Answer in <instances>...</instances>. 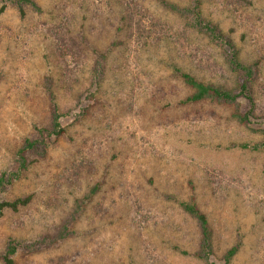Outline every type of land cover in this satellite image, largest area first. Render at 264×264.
Listing matches in <instances>:
<instances>
[{
	"label": "rangeland",
	"instance_id": "374dc122",
	"mask_svg": "<svg viewBox=\"0 0 264 264\" xmlns=\"http://www.w3.org/2000/svg\"><path fill=\"white\" fill-rule=\"evenodd\" d=\"M34 1L23 15L0 0V173L50 127L54 102L66 132L1 193L32 200L0 216V253L14 238L16 264H205L185 200L208 217L216 264L234 246L231 264H264V146H242L264 143V0H203L240 60L259 63L247 125L233 105L183 102L193 89L182 72L237 85L230 48L166 5L187 0ZM98 53L105 72L94 82ZM73 217L65 239L28 247Z\"/></svg>",
	"mask_w": 264,
	"mask_h": 264
},
{
	"label": "trees",
	"instance_id": "16d2710c",
	"mask_svg": "<svg viewBox=\"0 0 264 264\" xmlns=\"http://www.w3.org/2000/svg\"><path fill=\"white\" fill-rule=\"evenodd\" d=\"M19 6L21 13L24 15V4L29 3L34 7H37V3L34 0H14ZM237 3L243 5H251L252 0H236ZM166 5L173 11L179 13L186 18L187 24L197 30L198 32L205 34L211 41L218 44H224L230 48L228 56V63L232 70L237 74V85L232 88H228L223 85L206 83L198 80L190 73L182 72L185 83L189 85L193 91L183 100L184 103L200 102L203 100L216 101L221 104H229L235 107L232 115L241 124L247 125L256 117V100L253 94L252 86L254 80L259 74V63L245 64L243 63L234 45L225 38L224 33L220 28L215 25L211 20L207 19L203 10V0H187V3L180 5L175 2H166ZM5 6L1 8L4 10ZM138 28L145 30L142 25V20L138 23ZM105 53H98L96 63L93 69V81L99 82L105 72ZM92 81V82H93ZM93 82V83H94ZM49 92L53 97V93L49 87ZM241 99L247 100L251 107L248 111L243 112L241 109ZM65 112L61 111L57 103H53L51 109V125L50 127H37V136L32 138H26L22 145L16 152V157L10 168L0 173V216L4 214V211L8 208L13 211H17L22 206H26L32 200L31 195L24 197H17L13 200H3L1 193L6 191L16 180L20 179L24 172L29 168L31 160L29 155L33 154L39 157H44L47 154L50 141L53 137L59 138L65 134L66 128L61 123V117ZM264 117V115H263ZM243 147H251L258 149L260 146H264V143L255 144L250 146L245 143ZM181 205L186 212L190 213L197 221L201 231V245L198 253L199 257L205 264H216L213 260V231L210 226L207 215L199 208L195 201H181ZM75 217L71 218L68 223L64 224L57 234L53 237H45L35 243L28 245L32 250L37 249L38 244H56L70 235L69 223L74 221ZM22 244L14 239L10 238L6 243V247L2 253H0V262L5 264H16L14 255L17 253ZM238 248L234 246L230 248L224 255L225 264H231L232 259L237 254Z\"/></svg>",
	"mask_w": 264,
	"mask_h": 264
}]
</instances>
